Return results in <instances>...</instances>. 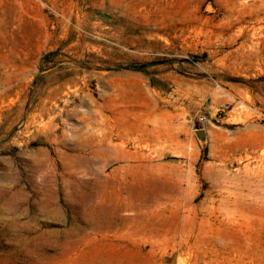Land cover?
<instances>
[{
  "label": "rangeland",
  "instance_id": "1",
  "mask_svg": "<svg viewBox=\"0 0 264 264\" xmlns=\"http://www.w3.org/2000/svg\"><path fill=\"white\" fill-rule=\"evenodd\" d=\"M0 264H264V0H0Z\"/></svg>",
  "mask_w": 264,
  "mask_h": 264
}]
</instances>
